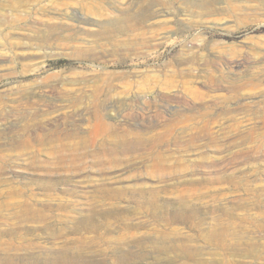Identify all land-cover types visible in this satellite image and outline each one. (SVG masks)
Listing matches in <instances>:
<instances>
[{"label":"rangeland","instance_id":"1","mask_svg":"<svg viewBox=\"0 0 264 264\" xmlns=\"http://www.w3.org/2000/svg\"><path fill=\"white\" fill-rule=\"evenodd\" d=\"M254 78L261 87L232 97V86ZM97 88L109 122L142 132L160 130L177 112L195 113L200 101L213 116L262 100L264 0H0V264H264V156L231 162L228 148L205 144V156L223 158L206 167L198 150L169 143L160 147L169 164L194 160L162 181L134 178L143 168L121 157L106 171L90 160L76 174L60 168L53 143L38 138L85 132ZM251 112L220 120L223 127L233 118L257 122ZM243 168L256 176L235 191L226 179ZM217 174L227 194L218 204L229 214L213 209L209 194L183 203L162 194V207L123 200L115 217L104 218L83 197L104 183L169 191L172 183ZM189 185L180 188L187 193ZM65 189L79 195L61 209L70 202L46 195ZM235 196L247 200L238 206ZM222 223L232 225L226 237Z\"/></svg>","mask_w":264,"mask_h":264},{"label":"bare ground","instance_id":"2","mask_svg":"<svg viewBox=\"0 0 264 264\" xmlns=\"http://www.w3.org/2000/svg\"><path fill=\"white\" fill-rule=\"evenodd\" d=\"M212 12H215V10H212ZM227 12L234 15L235 9L229 8ZM261 82L262 80L260 78H254L242 85L232 86V91L234 92L232 97L237 98V95L245 89H258L262 86ZM98 90L101 89L97 88V90L94 91V110H92V115H90L91 118L88 120V123H86L85 132L82 131L83 129L81 128H79L81 131L78 129H71V132L65 131L61 133V135L58 132L54 136H47V138H45V136L41 135L38 138L41 142L53 143L52 150L55 160L60 165V168L66 170L69 174L71 173L70 175L84 171L88 160L91 161L93 166L99 167L102 171L112 168L115 169L120 162L119 157H121V163L124 162L126 166L140 164L141 169L143 168L144 171H135L134 178L150 177L162 181L172 175L187 171L194 160L175 157L174 165L176 167L169 164L166 161L167 156L164 150H160L162 145L168 146L169 143L175 145L178 151H187L188 148L198 150L201 155L199 158L200 164L206 165V167H218L223 158H212V156L209 155L205 156L203 151L205 144H207V146H212L214 149L216 148L219 152L224 148H228L230 151L228 156L231 162L249 161L250 159L264 156V98H262V100L248 101L245 103L238 102V105H240L239 107L225 108L221 113L215 114L216 116H211L207 106L203 101H200L195 104V113L188 114L183 111L177 112L174 116H170L171 118L165 122L160 130L142 132L135 127L126 126L125 123L109 122L102 113V105L99 103L100 101H98L97 97V95H99ZM227 100L228 98H224L223 102L225 103ZM256 102H258L257 106H253ZM76 103H78V101H76ZM239 109L247 113L255 109L254 112L251 113L255 115L254 118L257 117L255 120L257 122H253V118H246L242 121H237V119L233 118L231 120L232 123L223 127L224 125H222L220 117L224 114H232ZM217 123L221 126H217ZM83 124L85 125V123ZM82 128H84V126ZM228 138L231 140L225 142L224 140ZM203 140L207 142L199 143ZM23 145H30V142L24 140ZM249 168L233 170L229 173L226 182L229 183L235 191H237L238 187L244 188L253 180V177L256 176L255 170H248ZM205 182H209L210 187L205 188L204 186L202 189L200 185ZM222 182L223 177L219 174L214 177H193L188 180L170 184L169 186H172L174 189L169 191L166 189H159L152 184L149 185L143 182L117 187L104 183V185H100V187L94 190L86 191L83 197L93 203L92 211H97L104 218L115 217V215L118 214L116 204L118 201L123 200L135 202L140 206L146 204L150 207H162L160 204L162 197H164L162 194L166 196L174 195L172 197L182 201V203L183 201L188 202L209 194V198L212 197L210 201L212 202L211 206L214 207L213 209L221 210L224 214H229L231 208L228 205L218 204V202H221L224 200L223 198L227 196L226 193L221 192L223 188L220 187V184ZM186 183L193 185V189L187 191V193L186 190L189 188L186 190L185 188H180L181 185L183 186ZM48 188H53V186H49ZM78 195L76 189H65L62 192H54V194H47L46 196L53 199H64L66 202L69 201L70 204L61 207V209H68L71 208V204L73 203L70 200ZM235 198L236 199L232 201H236L238 206L241 205L240 202H245L247 200L241 199L239 196H235ZM233 209L234 208H232V210ZM248 218L250 217L245 219ZM251 219L252 218H250V220ZM96 227L97 229H101L103 228V224L97 223ZM221 233L224 234L225 237L227 233H232V225L222 223ZM222 242L227 243L226 238H224Z\"/></svg>","mask_w":264,"mask_h":264}]
</instances>
